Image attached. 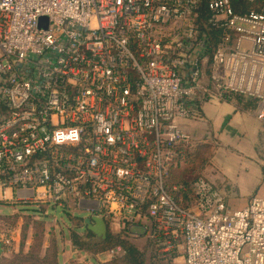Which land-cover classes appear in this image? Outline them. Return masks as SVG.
<instances>
[{"label":"built area","instance_id":"1","mask_svg":"<svg viewBox=\"0 0 264 264\" xmlns=\"http://www.w3.org/2000/svg\"><path fill=\"white\" fill-rule=\"evenodd\" d=\"M224 92L264 120V0H0V202L96 216L157 259L264 264V197L172 178L179 122Z\"/></svg>","mask_w":264,"mask_h":264},{"label":"crops","instance_id":"2","mask_svg":"<svg viewBox=\"0 0 264 264\" xmlns=\"http://www.w3.org/2000/svg\"><path fill=\"white\" fill-rule=\"evenodd\" d=\"M255 107L241 108L232 101L207 98L200 104L198 118L179 122L192 138V150H210L199 166L200 174L231 209L244 207L254 196L264 197V120L257 118ZM19 246L17 240L12 251ZM57 260L62 264L59 257Z\"/></svg>","mask_w":264,"mask_h":264},{"label":"rangeland","instance_id":"3","mask_svg":"<svg viewBox=\"0 0 264 264\" xmlns=\"http://www.w3.org/2000/svg\"><path fill=\"white\" fill-rule=\"evenodd\" d=\"M209 151V149L200 147L196 150L190 148L189 152H192V157H188V161L173 170V179L188 183L196 178H203L209 182L199 171V166L205 163ZM14 208L0 202V229H14L18 235L14 244L18 240L19 245L21 233L25 231L24 251L27 250L26 241L29 242L28 247L33 245L35 253L39 251L43 254L46 248H49L51 252L56 247L57 257L62 264H104L106 260H112L123 254L121 246H112L110 242H103L105 238H100L93 232L91 236H84L88 229L85 230L81 218L87 216L85 213L72 215L64 212L60 207L49 205H38L37 207L25 205ZM73 233L78 238L80 237V242L83 243L82 249H72L70 237ZM121 238L130 242L141 253V264H180L181 262L180 250L176 253L179 255L172 259H157L152 245L142 236L134 238L123 234ZM13 252L16 251L4 252L2 256L8 258Z\"/></svg>","mask_w":264,"mask_h":264},{"label":"trees","instance_id":"4","mask_svg":"<svg viewBox=\"0 0 264 264\" xmlns=\"http://www.w3.org/2000/svg\"><path fill=\"white\" fill-rule=\"evenodd\" d=\"M224 101H232L236 106L241 108H253L257 104V99L246 98L242 95H238L232 92H224L219 98ZM190 154V155H189ZM189 157H192V152H188ZM83 218H81L82 220ZM87 230V229H85ZM25 231L20 236V246L16 252H13L10 257L5 258L0 254V264H58L57 260V248L53 246V251L49 252V248H46L43 254L39 251L36 253L33 251V245H29L26 251H24ZM125 234L122 231L112 234L107 230L105 239L103 242H110L112 246L118 245L122 247L123 254L119 257H115L112 260H107L104 264H141V253L127 240L121 238V235ZM126 235V234H125ZM85 237L91 236V231L87 230ZM72 249H82L80 237L73 233L70 237Z\"/></svg>","mask_w":264,"mask_h":264},{"label":"water","instance_id":"5","mask_svg":"<svg viewBox=\"0 0 264 264\" xmlns=\"http://www.w3.org/2000/svg\"><path fill=\"white\" fill-rule=\"evenodd\" d=\"M83 224L85 228L93 232L100 238H105L106 236V225L104 221L96 216H89L83 218ZM0 253H1V245H0Z\"/></svg>","mask_w":264,"mask_h":264}]
</instances>
